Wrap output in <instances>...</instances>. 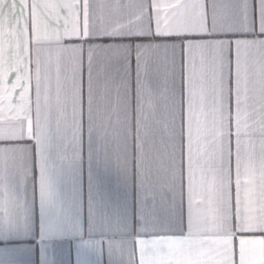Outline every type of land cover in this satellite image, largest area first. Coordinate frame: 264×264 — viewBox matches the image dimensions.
<instances>
[{
	"label": "crops",
	"instance_id": "1",
	"mask_svg": "<svg viewBox=\"0 0 264 264\" xmlns=\"http://www.w3.org/2000/svg\"><path fill=\"white\" fill-rule=\"evenodd\" d=\"M153 31L190 39L186 88L179 48L151 51L150 101L126 45L66 39ZM182 91L245 147L235 226L181 223L217 195L182 164ZM0 201V264H264V0H0Z\"/></svg>",
	"mask_w": 264,
	"mask_h": 264
},
{
	"label": "snow or ice",
	"instance_id": "2",
	"mask_svg": "<svg viewBox=\"0 0 264 264\" xmlns=\"http://www.w3.org/2000/svg\"><path fill=\"white\" fill-rule=\"evenodd\" d=\"M220 35V34H217ZM70 42L87 43L91 41H103L107 45H126L127 57L126 68L131 77L132 61H135V73L137 83V96L150 101L152 88L149 83L150 69L152 67L151 51L164 48H179L181 60V85L186 88L184 82L185 71V49L190 39L189 34L176 32H150L147 34H130L124 36H97L81 35L67 37ZM165 61L167 57H164ZM141 88L143 93H141ZM167 89L165 88L164 91ZM191 107L192 116L195 121V128L189 132L187 145L182 139L181 154L182 164L185 151L189 155L191 165L192 180L200 185H207L216 192L214 200L201 201L197 196L189 199L182 195L180 203L181 223L190 225L197 217L204 215L211 216L213 222L222 223L225 216H231L234 226L239 218L240 191L241 184L239 177L245 165L247 153L245 147L238 138L234 130L225 133L223 128V118L217 113H222L223 108L220 103L214 110L211 121L208 113L203 107L197 108L193 103L189 106L187 102V92L182 91L181 95V116L186 108ZM229 107L231 108V91L229 92ZM182 127V137H183ZM23 210V222L19 227L25 233L32 227L29 209L20 206ZM171 210H175V203L169 204ZM0 211H3V202L0 201ZM41 216L43 212L41 211ZM57 220L53 218V227H56ZM183 232V229H182ZM182 234V233H181ZM31 239V237H27ZM85 243H88L85 241ZM43 260V256H42Z\"/></svg>",
	"mask_w": 264,
	"mask_h": 264
}]
</instances>
